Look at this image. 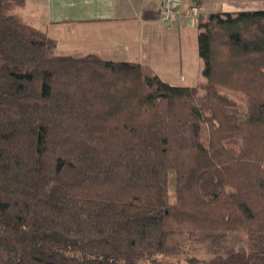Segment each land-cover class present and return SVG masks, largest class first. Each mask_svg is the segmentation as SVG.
I'll return each mask as SVG.
<instances>
[{
    "label": "trees",
    "instance_id": "16d2710c",
    "mask_svg": "<svg viewBox=\"0 0 264 264\" xmlns=\"http://www.w3.org/2000/svg\"><path fill=\"white\" fill-rule=\"evenodd\" d=\"M0 0V264H264V8L200 19L203 92L59 53Z\"/></svg>",
    "mask_w": 264,
    "mask_h": 264
},
{
    "label": "crops",
    "instance_id": "0c3cea01",
    "mask_svg": "<svg viewBox=\"0 0 264 264\" xmlns=\"http://www.w3.org/2000/svg\"><path fill=\"white\" fill-rule=\"evenodd\" d=\"M163 1L26 0L18 12L55 38L59 53L95 52L105 59L141 63L172 85H203L198 24L210 13L203 12L205 0H176L170 20L163 18ZM260 8L264 1L224 2L219 11Z\"/></svg>",
    "mask_w": 264,
    "mask_h": 264
},
{
    "label": "rangeland",
    "instance_id": "374dc122",
    "mask_svg": "<svg viewBox=\"0 0 264 264\" xmlns=\"http://www.w3.org/2000/svg\"><path fill=\"white\" fill-rule=\"evenodd\" d=\"M263 1L264 0H205L202 6L203 8H205L203 12L204 11L216 12L219 11V9L222 6V3L224 2H233L241 5L247 3V5H250L253 3L263 2ZM84 53L85 52L78 54L82 55ZM197 85L198 86H196L195 88H197V90L202 93L203 92L202 85H200V83H198ZM195 246L198 247L200 252L196 256L198 259L197 261L194 262V264H247L248 263L246 255L231 257L228 256L227 254L206 252L207 250H205V248L202 245H200V243L195 244Z\"/></svg>",
    "mask_w": 264,
    "mask_h": 264
},
{
    "label": "built area",
    "instance_id": "2783aa9c",
    "mask_svg": "<svg viewBox=\"0 0 264 264\" xmlns=\"http://www.w3.org/2000/svg\"><path fill=\"white\" fill-rule=\"evenodd\" d=\"M162 14L165 20L173 19L176 11V0H164Z\"/></svg>",
    "mask_w": 264,
    "mask_h": 264
}]
</instances>
